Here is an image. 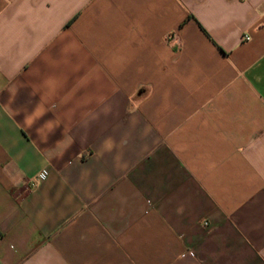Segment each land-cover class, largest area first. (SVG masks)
<instances>
[{
    "label": "crops",
    "instance_id": "1",
    "mask_svg": "<svg viewBox=\"0 0 264 264\" xmlns=\"http://www.w3.org/2000/svg\"><path fill=\"white\" fill-rule=\"evenodd\" d=\"M0 264H264V0H0Z\"/></svg>",
    "mask_w": 264,
    "mask_h": 264
}]
</instances>
